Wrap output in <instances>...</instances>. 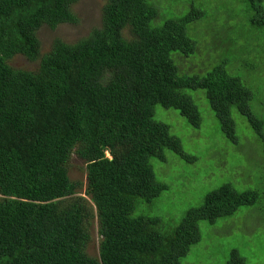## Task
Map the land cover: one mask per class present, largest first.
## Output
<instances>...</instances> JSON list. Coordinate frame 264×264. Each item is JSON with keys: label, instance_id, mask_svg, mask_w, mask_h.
Listing matches in <instances>:
<instances>
[{"label": "trees", "instance_id": "16d2710c", "mask_svg": "<svg viewBox=\"0 0 264 264\" xmlns=\"http://www.w3.org/2000/svg\"><path fill=\"white\" fill-rule=\"evenodd\" d=\"M225 1L224 16L212 7L207 15L224 18L222 29L200 35L213 37L210 47L200 48L188 35L189 24L205 17L195 0H181L182 15L172 7L157 26L151 22L158 11L147 0H107L100 25L86 36L55 38L43 49L38 30L78 24L77 0H0V264H181L202 238L201 222L214 226L241 208L264 204V187L220 185L172 230L141 204L169 188L157 177L166 151L194 160L158 118L156 104L179 110L199 128L198 107L184 91L202 89L228 139L238 140L235 106L256 139L264 140L251 88L224 61L200 63L202 51L215 59L233 51L255 62L264 0H243L247 9L240 10L242 0ZM247 17H256L248 19V29L231 24ZM179 54L193 55L198 66L184 71L175 60ZM17 57L37 67L12 65ZM232 63L255 84L257 67ZM72 155L85 163L84 196L68 174ZM260 207L253 210L264 221ZM227 264L251 263L234 248Z\"/></svg>", "mask_w": 264, "mask_h": 264}, {"label": "rangeland", "instance_id": "374dc122", "mask_svg": "<svg viewBox=\"0 0 264 264\" xmlns=\"http://www.w3.org/2000/svg\"><path fill=\"white\" fill-rule=\"evenodd\" d=\"M147 1L158 11L157 17L151 22L154 26H157L168 16L167 12L172 7L182 15V6L179 5L181 0L178 2L176 0ZM106 2L107 0H77L74 10L78 14V24H65L55 29L43 26L38 30L37 34L43 49L47 48L55 38L74 42L86 36L92 28L100 25ZM195 2L198 5H195L196 7H202L205 10V17L189 24L188 35L196 40L200 48L213 46L212 36L207 35L202 39L200 35L207 30H221L225 20L220 17L212 19L211 16L208 17L207 15L211 13L212 7L216 8L221 16H224L226 11L220 10V7L229 3L225 0H195ZM238 6L240 7H237V10L247 9L243 0ZM236 13L240 14L238 11ZM250 18L256 19V17H247L244 21L243 18H240L232 20L231 24L237 26L245 23V27L248 29L249 26H253L248 21ZM225 19L227 18L225 17ZM213 20L218 22L221 27L215 26ZM256 35H259L260 41L255 43L253 40L255 62L242 59V53L233 51L221 54L219 59H215V53L212 58L208 52L202 51L200 63H204V65L205 63H212L213 65L217 61H224L227 71L239 76L251 88L253 91V98L250 102L252 110L264 120V104L261 107L258 105V102L264 98V30H260V33H256ZM235 38H240L238 32ZM175 54V52L172 53V56ZM238 59L249 67L258 68V78L252 76V79H257L255 84L249 81V75L245 78V72L241 66L236 63L230 64L233 60ZM175 60H178V64L183 67L184 71L191 72L198 66L193 55L187 59L185 55L179 54ZM11 64L30 70L37 67L35 62H30L24 57H17ZM229 64L233 65L234 68L231 69ZM208 66L210 65L206 67ZM184 92L191 96L198 107L201 115L199 128L190 125L177 109L164 108L156 104L155 112L163 123L169 125L170 133L180 138L184 152L193 156L194 160H185L171 151H166L167 160L157 166L159 169L157 177L167 182L169 188L159 197L152 199L151 202H141L149 208L147 215L149 217L160 216L163 221V228L169 230L174 229L181 222L188 208L200 205L205 195L220 185L230 184L240 190L248 187L259 189L264 187V140L256 139L257 135L245 122V118L237 112L235 106L232 108L231 114L236 123L238 140L228 139L222 131L217 114L210 107L204 90L188 89ZM153 162H156V159H153ZM68 174L72 180L81 183L82 189L78 193L84 196L86 187L85 163L72 155L68 163ZM258 205L264 206V204H256L251 206L252 208L250 206L241 208L233 216V219L222 220L214 226L204 221L201 222L202 238L199 243L190 247L189 252L181 258L180 263L227 264L230 251L236 248L239 253L246 257L247 263L264 264V221L261 220V216L256 214L257 211L253 210V208H262ZM94 227L95 233L92 236L95 247L98 249L99 237L96 218L94 219ZM88 250L89 253L93 252V250Z\"/></svg>", "mask_w": 264, "mask_h": 264}]
</instances>
